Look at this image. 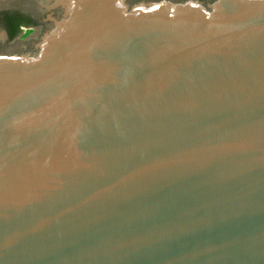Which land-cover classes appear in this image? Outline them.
I'll return each instance as SVG.
<instances>
[{
    "label": "water",
    "instance_id": "95a60500",
    "mask_svg": "<svg viewBox=\"0 0 264 264\" xmlns=\"http://www.w3.org/2000/svg\"><path fill=\"white\" fill-rule=\"evenodd\" d=\"M0 264H264V0H0Z\"/></svg>",
    "mask_w": 264,
    "mask_h": 264
},
{
    "label": "flooded vegetation",
    "instance_id": "af4514ba",
    "mask_svg": "<svg viewBox=\"0 0 264 264\" xmlns=\"http://www.w3.org/2000/svg\"><path fill=\"white\" fill-rule=\"evenodd\" d=\"M42 27L34 19L17 11L0 12V36L8 42L37 38Z\"/></svg>",
    "mask_w": 264,
    "mask_h": 264
}]
</instances>
